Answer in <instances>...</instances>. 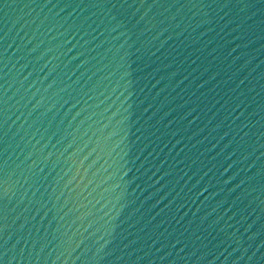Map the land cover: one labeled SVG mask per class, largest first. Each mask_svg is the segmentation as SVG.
<instances>
[{"label": "water", "instance_id": "1", "mask_svg": "<svg viewBox=\"0 0 264 264\" xmlns=\"http://www.w3.org/2000/svg\"><path fill=\"white\" fill-rule=\"evenodd\" d=\"M0 264H264V0H0Z\"/></svg>", "mask_w": 264, "mask_h": 264}]
</instances>
